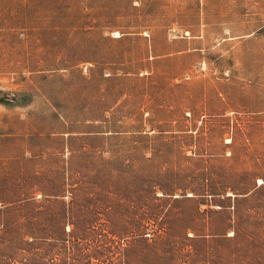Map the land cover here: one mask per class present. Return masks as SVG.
Here are the masks:
<instances>
[{
	"label": "rangeland",
	"instance_id": "374dc122",
	"mask_svg": "<svg viewBox=\"0 0 264 264\" xmlns=\"http://www.w3.org/2000/svg\"><path fill=\"white\" fill-rule=\"evenodd\" d=\"M0 264H264V0H0Z\"/></svg>",
	"mask_w": 264,
	"mask_h": 264
},
{
	"label": "bare ground",
	"instance_id": "6f19581e",
	"mask_svg": "<svg viewBox=\"0 0 264 264\" xmlns=\"http://www.w3.org/2000/svg\"><path fill=\"white\" fill-rule=\"evenodd\" d=\"M261 182V180H259V183Z\"/></svg>",
	"mask_w": 264,
	"mask_h": 264
}]
</instances>
